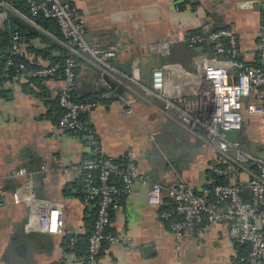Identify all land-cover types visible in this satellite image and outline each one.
Masks as SVG:
<instances>
[{
  "label": "crops",
  "instance_id": "1",
  "mask_svg": "<svg viewBox=\"0 0 264 264\" xmlns=\"http://www.w3.org/2000/svg\"><path fill=\"white\" fill-rule=\"evenodd\" d=\"M242 1L247 0H179V12H175L169 0H75L73 5L85 21L90 45H116L124 52L142 55L139 79L148 85L156 68L179 64L191 70L200 58L212 56L210 43L190 49L178 42L165 56L147 50L151 43L197 30H232L237 38L238 58L256 65L264 11L259 3L241 11L237 4ZM0 20L6 21L1 11ZM22 39L17 55L20 59L33 66L50 65L49 59L41 54L48 44L41 38L29 42ZM59 55V48L50 50L51 57ZM111 63L127 70L123 55ZM75 70L73 97L77 102L96 104L85 121L95 134L102 156L123 163L127 152L132 150V163L137 170L150 182L163 186L175 183L182 176L196 187L213 185L211 169L221 165V160L212 149L141 100L135 99L127 106L129 93L122 86V91L117 92L93 67L77 62ZM62 86L61 80L28 81L9 75H4L0 83V187L3 190L0 264H84L65 246L64 239L66 235H85L92 229L96 206L94 202L83 201L84 182L76 171L90 157L91 149L81 135L63 131L57 125L61 115L57 94ZM198 86L199 79L195 78L183 89L185 101L193 109ZM249 101V98L243 100L244 107ZM128 109L132 113H127ZM242 115L241 130L228 133L227 138L238 141L249 154L259 155L264 147V117L250 116L245 109ZM41 166L70 169L66 173L40 175L34 180L39 197L64 202L61 235L41 231L37 223L26 228L27 207L12 202V193L20 190L24 179L5 176L11 170H33ZM247 181L248 176L243 172L232 180L238 186ZM148 190V186L135 183L130 193L117 200L109 228L113 233L130 236L132 243L106 245L98 264H236L243 249L229 236L227 223L208 225L200 234L195 230L188 232L181 248L176 250L177 238L159 214L171 202L163 194L159 205L149 204Z\"/></svg>",
  "mask_w": 264,
  "mask_h": 264
},
{
  "label": "built area",
  "instance_id": "2",
  "mask_svg": "<svg viewBox=\"0 0 264 264\" xmlns=\"http://www.w3.org/2000/svg\"><path fill=\"white\" fill-rule=\"evenodd\" d=\"M75 0H26L28 14L8 6L0 0V8L23 20L40 34L84 64L93 67L102 80H110L122 86L129 98L130 106L139 99L160 115L214 151L221 165L212 167L214 183L211 187H196L186 177H179L169 186L150 182L149 178L133 165L134 153L128 151L125 164L120 165L101 155L98 141L85 121L86 115L96 106L94 103L77 102L73 92L76 81L75 61L67 58L61 71L58 66H28L16 61L23 39L18 32L10 36L6 70L14 78L28 81L61 80L62 88L57 94V104L61 115L57 120L63 131L81 135L91 149V155L76 167L84 176V202H94L95 219L87 240V251L78 260L84 264H98L101 250L106 245L129 246L130 236L108 231L111 209L116 206V196L131 192L139 183L148 186L147 201L152 205L161 203L165 194L170 202L169 209L160 211V218L168 221V230L177 238L176 250L188 232L201 233L208 225L228 224L229 236L238 244L246 245L247 251L239 257L240 264H262L264 256V147L259 155L244 151L238 141L227 138L228 133L242 128V111L253 117H264V13L262 28L257 45L258 63H246L238 58L237 38L230 29L203 31L200 34L174 35L162 41L151 43L147 50L151 54L165 56L175 43L183 42L189 48L210 43L212 56L200 58L191 70L179 64L168 65L167 69L152 71L148 85L139 79L140 53L124 52L116 45L96 47L86 40V25L73 5ZM175 12H179L178 0H169ZM259 3L264 11V0L242 1L237 4L241 11L250 10ZM53 20L59 35L45 31L36 19ZM181 39V41H179ZM123 55L127 70L111 63ZM199 79L195 109L185 101L183 89ZM250 101L244 107L243 100ZM127 113H132L128 109ZM73 169V168H71ZM69 168L11 170L5 177L23 178L20 190L12 193L14 204L27 207L26 228L37 223L38 228L48 234L61 235L64 229V202L41 198L36 193L34 180L40 175L53 172L66 173ZM246 173L248 181L238 186L232 180L239 173ZM119 179L120 185L111 181ZM220 181V182H218ZM248 193L246 197L245 193ZM3 205V190L0 187V206ZM75 238H70L73 246Z\"/></svg>",
  "mask_w": 264,
  "mask_h": 264
},
{
  "label": "trees",
  "instance_id": "3",
  "mask_svg": "<svg viewBox=\"0 0 264 264\" xmlns=\"http://www.w3.org/2000/svg\"><path fill=\"white\" fill-rule=\"evenodd\" d=\"M2 1L5 2L8 6L12 7L13 9L19 11L20 13L26 14V15L28 14V6H27L26 0H2ZM178 7L181 10V5L179 3V0H178ZM0 11L5 13V15H6V21L3 23L2 28H0V83H1L4 75L12 76L6 70V58H7L8 54H9L10 36L14 32H18L20 34V36L23 37L26 42H29V41H31L33 39H36V38H41V41L43 43H45L46 45L48 44L47 48L44 49L41 52L42 56L47 58V59H49V61H50V65L49 66H54V65L58 66L60 71L62 70L61 67H62L64 61L67 58H72L75 61V64H77V62H81V61L77 60V58H75L72 55H70L63 48L59 47L54 42L50 41L47 37H40V36H36L34 34H29L26 31H24L23 29L19 28L16 24H14L13 22H11L9 20V16L11 15L10 12L5 11L2 8H0ZM262 18H263V16H262ZM36 23H37V25H39L45 31L51 32V33H53L55 35H59L57 26H56V24H55V22L53 20H47V19H44V18L41 17L39 19H36ZM202 32H203V30L202 31L201 30H197L195 32H190L188 35L200 34ZM203 45H205V44H203ZM203 45H201V46H203ZM185 46H186V44H185ZM201 46H199V47H201ZM56 48H59L60 55L58 57H56V58H53V57L50 56V50H52V49L54 50ZM187 48H189V47H187ZM190 49H192V48H190ZM14 59L16 61L23 62V63H25L28 66H33V65H29L27 62H25L22 59H20L17 55L14 57ZM81 63H83V62H81ZM75 69H76V67H75ZM75 73H76V70H75ZM116 163H118L120 165H124L125 164V162H123V163L116 162ZM81 178H82V180L84 182L83 183V186H84L85 185L84 176L81 175ZM111 181L114 182L118 186L120 185L119 179L117 177H115V176L111 178ZM218 182H220V181H218ZM211 186L212 185H209L207 187L209 188ZM83 190H84V188H83ZM68 191L70 192V190H68ZM83 196H84V192L82 193V199H83ZM123 196L124 195L116 196V198H117L116 199V204H117V200L119 198L123 197ZM170 207L168 206V207H166L164 209H169ZM112 209H111V212H112ZM95 214H96V210H95ZM94 219H95V216H92L91 226L93 225ZM166 223H168V221H166ZM263 230H264V226H263ZM108 231L111 232L110 228H108ZM89 232H90V228H89L88 232L85 235H76V234L66 235L65 239H64L65 240V243H64L65 246L67 248H70L71 251H74L76 255L84 256L86 254V251H87V240H88ZM71 237L75 238V242L73 243V246H70V238ZM238 245H240L241 248L243 249L239 253L240 254L239 257H240L241 255L246 253L247 246L246 245H242V244H238ZM242 246L246 247V249H245L246 251H244V248ZM239 257L237 258L236 264H240Z\"/></svg>",
  "mask_w": 264,
  "mask_h": 264
},
{
  "label": "water",
  "instance_id": "4",
  "mask_svg": "<svg viewBox=\"0 0 264 264\" xmlns=\"http://www.w3.org/2000/svg\"><path fill=\"white\" fill-rule=\"evenodd\" d=\"M9 20L11 22H13L14 24H16L19 28L23 29L24 31H26L29 34H34L36 36H40V37H45L44 35L40 34L37 30H35L33 27H31L29 24H27L26 22H24L23 20L19 19L18 17H16L15 15H10L9 16ZM1 23H3L2 20H0V25ZM106 82L108 83V85H110L112 88L116 89L117 92L120 93V91H122V87L121 86H116L115 83L111 82L110 80L106 79Z\"/></svg>",
  "mask_w": 264,
  "mask_h": 264
},
{
  "label": "rangeland",
  "instance_id": "5",
  "mask_svg": "<svg viewBox=\"0 0 264 264\" xmlns=\"http://www.w3.org/2000/svg\"><path fill=\"white\" fill-rule=\"evenodd\" d=\"M3 13V12H2Z\"/></svg>",
  "mask_w": 264,
  "mask_h": 264
}]
</instances>
